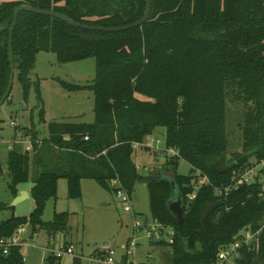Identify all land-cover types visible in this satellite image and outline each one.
<instances>
[{
	"label": "trees",
	"instance_id": "obj_1",
	"mask_svg": "<svg viewBox=\"0 0 264 264\" xmlns=\"http://www.w3.org/2000/svg\"><path fill=\"white\" fill-rule=\"evenodd\" d=\"M28 5L61 14L88 26L118 28L138 21L146 0H4L0 3V99L10 73L8 30L13 11ZM14 70L26 102L32 86L28 75L39 52H50L60 64L94 58L95 76L90 84L59 81L69 92L93 93L94 119L90 124L51 122L41 143L32 123L33 155L14 146L7 154L13 197L17 186L31 178L33 209L28 217L0 222V238L28 224L31 234L50 235L67 228L68 213H55L42 221L48 200L56 199L57 182L67 181V196H81L80 182L94 180L116 196L124 189L146 186L154 222L170 228V248L162 264H211L221 247L249 229L256 232L264 221L261 184H244L219 197L216 188L233 184L235 174L252 162L264 160V0H151L149 19L121 32L89 31L59 19L20 12L13 30ZM39 123H45L38 85ZM231 95L246 107L241 123L242 151L227 158V99ZM10 96V95H9ZM9 96L4 103L9 102ZM164 129L165 169L157 167L142 176L133 161L134 145L157 129ZM88 139L85 140L84 138ZM22 148V149H21ZM173 150L176 155L167 153ZM191 166L188 175L176 174L178 161ZM32 164V166H31ZM206 176L195 198L194 173ZM174 179L182 201L184 222L178 225L169 210ZM4 206L0 205V210ZM257 251L240 250L237 264H264V229ZM52 254L46 260L54 264ZM0 264H24L19 248L1 256ZM73 264H78L75 259Z\"/></svg>",
	"mask_w": 264,
	"mask_h": 264
},
{
	"label": "rangeland",
	"instance_id": "obj_2",
	"mask_svg": "<svg viewBox=\"0 0 264 264\" xmlns=\"http://www.w3.org/2000/svg\"><path fill=\"white\" fill-rule=\"evenodd\" d=\"M4 0H0V3ZM18 72L14 70L13 83L9 102L11 106L21 105L24 108L19 111L12 109L8 103L0 107V167L3 175L0 177V222L10 217H28L33 209V200L28 198L12 206L13 198L9 190L11 180L7 169V154L9 146L16 141H24L29 135H23L30 131L33 123L37 131L38 141L48 137L47 124L51 122H77L90 124L93 122V93L88 90L69 92L59 83L64 81L69 84H90L95 76V60L88 58L82 61L60 64L56 56L50 52H39L35 56L33 69L28 78L32 84L26 102L22 100V86L17 78ZM35 84L38 85L39 95L42 100L45 123H39V104ZM246 111L243 102L236 101L229 95L227 99L226 126L228 132L227 158L233 157L242 151L241 123ZM32 116V123L30 121ZM11 123L14 126H11ZM164 129H157L148 139L160 141L159 150H149L141 146L134 148L133 161L142 176L157 168L165 169V174L171 176L170 167L165 165ZM22 147L23 145H16ZM157 147L156 144H153ZM21 148V149H22ZM33 155V151H30ZM255 161L250 165L254 167ZM32 166V164H31ZM33 167V166H32ZM144 168L147 170L145 171ZM191 166L180 159L176 168V174L188 175ZM35 170L31 169L30 179L26 183L17 186V191H28L32 187L31 178ZM259 178V176H258ZM81 196L76 199L67 196V181L61 179L57 183L56 199L47 201L42 221L49 222L55 213H68L67 228L50 235L46 230H38L37 234L29 238L30 230H27L26 245L21 247L24 255V264H49L46 258L55 256L58 252L72 247V253H64L54 264H73L78 259V264H105L104 258L112 250L114 252V264H129L134 261L141 264H162L170 255V248L159 243L149 241L146 231L149 225L155 224L150 211V198L146 186L136 184L131 195V211L125 212L121 200L100 187L94 180L85 179L80 182ZM145 220V225L138 231L133 228L136 221ZM166 231L163 235H157L158 240L169 242ZM134 238L137 242L134 259L125 257L122 246L128 240ZM169 257V256H168ZM127 259V263L125 262Z\"/></svg>",
	"mask_w": 264,
	"mask_h": 264
},
{
	"label": "built area",
	"instance_id": "obj_3",
	"mask_svg": "<svg viewBox=\"0 0 264 264\" xmlns=\"http://www.w3.org/2000/svg\"><path fill=\"white\" fill-rule=\"evenodd\" d=\"M14 126L13 123H11V126ZM85 140L88 138L85 137ZM37 144L41 143L40 141H36ZM156 144L157 147H154L153 144ZM23 145V150L26 152L33 151V143L31 138L26 137L24 141H16L13 144L9 146V150H11L14 146L16 145ZM160 144L159 140L156 139H147L145 142L135 144L134 148L137 146L144 147L149 150H159L158 145ZM167 153L171 156L176 155V153L173 150H168ZM145 171H147L144 168ZM194 179H193V193L189 196V200H192L195 198V195L197 191L203 186V185H210V182L208 178L204 175H202L200 172H195L194 174ZM259 176V178H258ZM234 182L232 185L225 187V188H216L215 193L217 196L222 197V196H227V194L231 191V189H235L238 186L244 185V184H252L258 181V183L261 184V192L260 195H264V160H261L259 162H256L254 167H247L244 170H239L234 178ZM116 198L121 200L123 204V210L125 212L131 211V196L127 191L124 189H119L116 191ZM142 221H136L133 224V228L138 231L140 230L145 223L143 221L145 220L144 218H141ZM31 230L28 224L21 225L18 227L10 236L8 237H1L0 238V254L1 256H7L10 251L13 248H19L20 249V254L22 257V261L24 262V255L21 253V247L26 245V240H27V230ZM264 229V221L260 224L259 229L256 232H252L249 229H246L242 231L239 236L236 238V240L232 243H230L227 246L221 247L217 254L215 259L211 264H237V261L240 259V250L243 247H246L250 251H257L259 248L258 245V235L261 232V230ZM166 231L167 236L170 238L172 236V230L170 228H166L157 222L153 225H149L148 230L146 231L145 235L146 238L149 241L157 243L158 237L157 235H163ZM35 234H31L29 238L34 236ZM137 246V242L134 238H131L124 244L122 249L125 251V257L127 256H132L134 259L135 255V249ZM64 253L71 254L72 253V247H68L65 251L63 252H58L56 253L55 257L61 258V256ZM114 252L110 250L107 255L105 256L104 263L105 264H114ZM125 262L127 263V259H125ZM129 264H141V263H136L134 261L129 262Z\"/></svg>",
	"mask_w": 264,
	"mask_h": 264
},
{
	"label": "water",
	"instance_id": "obj_4",
	"mask_svg": "<svg viewBox=\"0 0 264 264\" xmlns=\"http://www.w3.org/2000/svg\"><path fill=\"white\" fill-rule=\"evenodd\" d=\"M30 12V13H35V14H40V15H45V16H50L56 19H59L60 21L68 24L69 26L80 28L83 30H89V31H100V32H121L125 30H129L135 27L141 26L143 23H145L150 16V11H151V0H146V7L145 11L143 13V16L136 22L129 24L127 26L123 27H118V28H103V27H95V26H88V25H82L79 23H76L72 21L71 19L67 18L64 15L53 13V12H48V11H43L39 9H35L33 7H30L28 5H21L17 7L13 11V16H12V23L11 26L8 30V44H7V55H8V61H9V66H10V73H9V78H8V84L6 87V90L3 94V96L0 99V107L4 104L5 100L8 98V96L11 93V88H12V83H13V77H14V63H13V51H12V37H13V30L17 22V17L20 12ZM13 110L19 111L20 109L24 108L23 103L21 105H16V106H11ZM3 175L2 169L0 167V177ZM149 178L152 179H168L170 186H171V195H170V203H169V210L173 217L175 218L176 222L178 225H182L184 222V212L182 208V201L181 197L179 195L176 183L174 179L171 177L167 178L163 173L157 176H149ZM26 198V193L24 191L18 192V195L14 198L12 206L15 204L21 202Z\"/></svg>",
	"mask_w": 264,
	"mask_h": 264
},
{
	"label": "crops",
	"instance_id": "obj_5",
	"mask_svg": "<svg viewBox=\"0 0 264 264\" xmlns=\"http://www.w3.org/2000/svg\"><path fill=\"white\" fill-rule=\"evenodd\" d=\"M57 183H58V182H57ZM30 190H31V189H30ZM24 192L26 193V198H28V195L30 194V192H29V193H28V191H24ZM13 198H14V197H13ZM26 198H25V199H26ZM33 207H34V206H33ZM31 211H32V210H31ZM123 246H124V245H123ZM123 246H122V247H123Z\"/></svg>",
	"mask_w": 264,
	"mask_h": 264
}]
</instances>
